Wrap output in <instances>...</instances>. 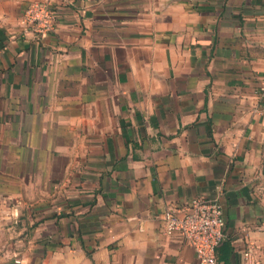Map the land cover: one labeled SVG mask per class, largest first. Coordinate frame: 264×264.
Returning <instances> with one entry per match:
<instances>
[{
	"label": "crops",
	"instance_id": "0c3cea01",
	"mask_svg": "<svg viewBox=\"0 0 264 264\" xmlns=\"http://www.w3.org/2000/svg\"><path fill=\"white\" fill-rule=\"evenodd\" d=\"M29 1L0 0V264H200L162 228L198 196L264 264V0H54L47 36Z\"/></svg>",
	"mask_w": 264,
	"mask_h": 264
},
{
	"label": "built area",
	"instance_id": "2783aa9c",
	"mask_svg": "<svg viewBox=\"0 0 264 264\" xmlns=\"http://www.w3.org/2000/svg\"><path fill=\"white\" fill-rule=\"evenodd\" d=\"M58 9L54 0H31L23 15L24 33L47 36L54 31ZM221 191V186H218ZM226 220L218 196H198L181 206H170L162 219L166 235H178L196 251L200 264H217V248L225 238ZM245 264H259L253 245L244 252Z\"/></svg>",
	"mask_w": 264,
	"mask_h": 264
},
{
	"label": "trees",
	"instance_id": "16d2710c",
	"mask_svg": "<svg viewBox=\"0 0 264 264\" xmlns=\"http://www.w3.org/2000/svg\"><path fill=\"white\" fill-rule=\"evenodd\" d=\"M234 246L230 239H224L217 248V264H232L231 256L234 253Z\"/></svg>",
	"mask_w": 264,
	"mask_h": 264
}]
</instances>
